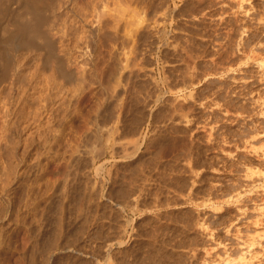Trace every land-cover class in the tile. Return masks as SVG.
I'll list each match as a JSON object with an SVG mask.
<instances>
[{"label":"rangeland","instance_id":"374dc122","mask_svg":"<svg viewBox=\"0 0 264 264\" xmlns=\"http://www.w3.org/2000/svg\"><path fill=\"white\" fill-rule=\"evenodd\" d=\"M30 2L0 0V264H264V0Z\"/></svg>","mask_w":264,"mask_h":264},{"label":"bare ground","instance_id":"6f19581e","mask_svg":"<svg viewBox=\"0 0 264 264\" xmlns=\"http://www.w3.org/2000/svg\"><path fill=\"white\" fill-rule=\"evenodd\" d=\"M30 1H32V0H29V3H31L30 4V6L32 5V2H30ZM43 1V0H42ZM160 1V0H159ZM200 1V0H199ZM35 2V1H34ZM25 4V3H24ZM23 4V5H24ZM36 4H37V2H36ZM36 4H34L33 3V5L35 6ZM38 4H39V1H38ZM162 4V3H161ZM33 5L31 6L32 8H33ZM198 5V4H197ZM26 6V5H25ZM160 6V5H159ZM165 6V5H164ZM41 7H42V5H41ZM161 7V6H160ZM162 7H163V5H162ZM27 8V7H26ZM36 9H38V7H35ZM191 8V7H190ZM39 9H40V7H39ZM42 9V8H41ZM28 10V9H27ZM34 10V9H33ZM163 10V9H162ZM31 12V11H30ZM35 12V11H34ZM39 12V11H38ZM37 12V13H38ZM44 12V11H43ZM39 13H42V12H39ZM35 14V13H34ZM171 14V13H170ZM33 15V13H31V16ZM39 15H42V14H39ZM39 15H38V17L36 18L34 15H33V17H35L32 21H31V19L33 18H29V19H26V20H28V21H26V20H24L25 22L24 23H22V24H20V28L19 29H21V30H24V31H26L28 34H29V36L31 35V36H33L34 34H36L37 32H38V24H39V20H41V18L42 17H44V16H42V17H39ZM42 21H43V19H42ZM23 22V21H22ZM42 23V22H41ZM40 27H41V25H40ZM215 35V34H214ZM30 36V37H31ZM27 38V37H26ZM25 38V39H26ZM33 39V38H32ZM164 39V38H163ZM29 40H31V39H29ZM35 40V39H34ZM34 42V41H33ZM215 47V46H214ZM2 55V54H1ZM3 55H4V53H3ZM215 55V54H214ZM5 57V56H4ZM209 57V56H208ZM212 59V58H211ZM216 60V59H215ZM214 61V60H213ZM212 62V61H211ZM4 67V66H3ZM1 68V67H0ZM6 71V70H5ZM3 72V71H2ZM215 72V71H214ZM18 76V75H17ZM17 78V77H16ZM16 80V79H15ZM4 81H7V80H4ZM10 82V81H9ZM55 83V82H54ZM76 83V82H75ZM78 83V82H77ZM9 84V83H8ZM56 85H57V83H56ZM49 86H50V84H49ZM59 86V85H58ZM57 87V86H56ZM62 87V86H61ZM71 87H73V86H71ZM55 88V87H54ZM74 88V87H73ZM52 90V89H51ZM58 90V89H57ZM57 90H56V92H57ZM62 90V89H61ZM59 91V90H58ZM63 91V90H62ZM75 91V90H74ZM51 92V91H50ZM54 92V91H53ZM56 92L54 93V94H56ZM67 92V91H66ZM48 93V92H47ZM46 94V93H45ZM59 94V93H58ZM61 94V93H60ZM67 94V93H66ZM47 95V94H46ZM51 95V94H50ZM52 95H53V93H52ZM64 95V94H63ZM74 95V94H73ZM56 96V95H55ZM55 96H54V98H55ZM77 96H78V94H77ZM33 98H34V96H32ZM41 97V96H40ZM51 97V96H50ZM53 97V96H52ZM58 97H59V95H58ZM69 97V96H68ZM42 98V97H41ZM44 98V97H43ZM66 98V97H65ZM73 99V98H72ZM34 100V99H33ZM33 100L31 99V102H33ZM36 100V99H35ZM39 100V99H38ZM45 100H46V96H45ZM51 100V99H50ZM60 100V99H59ZM61 100H62V97H61ZM60 100V101H61ZM64 100V99H63ZM89 100V99H88ZM37 101V100H36ZM36 101H34V102H36ZM42 101V100H41ZM59 101V102H60ZM67 101H69V100H67ZM79 101V100H78ZM44 101H42V103H43ZM51 102H52V100H51ZM53 102H54V100H53ZM56 102V101H55ZM59 102H57V104L59 103ZM74 102V101H73ZM72 102V103H73ZM76 102V101H75ZM87 102V101H86ZM63 103V102H62ZM64 103H67V102H64ZM85 103V102H84ZM33 104H35V103H33ZM44 105L43 106H46L45 105V103H43ZM46 104H47V102H46ZM49 104V103H48ZM70 104V103H69ZM50 105V104H49ZM78 105V104H77ZM86 105V104H85ZM55 106H56V104H55ZM55 106H54V108H55ZM61 106V105H60ZM74 106V105H73ZM34 107H36V105L35 106H33V109H31V111L33 112V113H31L32 114V116H33V114H34V112L35 111H37V110H35L34 111ZM38 107V106H37ZM41 107H42V105H41ZM59 107V106H58ZM68 107V106H67ZM65 108V107H64ZM42 109V108H41ZM47 109V108H46ZM59 109V108H58ZM72 109H73V107H72ZM6 110V109H5ZM70 110V109H69ZM74 110V109H73ZM39 111V110H38ZM45 111V110H44ZM62 111V110H61ZM26 112V111H25ZM42 112V111H41ZM47 111H45V113H46ZM51 112H54V111H51ZM58 112V111H57ZM63 112V111H62ZM28 112H26V114H27ZM30 113V112H29ZM35 113H37V112H35ZM50 113V112H49ZM47 114V113H46ZM62 114V113H61ZM70 114V113H69ZM95 114V113H94ZM30 115V114H29ZM38 115V114H37ZM59 115V114H58ZM57 115V116H58ZM71 115H73V114H71ZM74 115H75V113H74ZM73 115V116H74ZM78 115V114H77ZM20 116V115H19ZM34 116L36 117V114H34ZM43 116V115H42ZM62 116V115H61ZM183 116V115H182ZM18 117V116H17ZM21 117H22V115H21ZM26 117V116H25ZM38 117V116H37ZM36 117V118H37ZM45 117V116H44ZM60 117V116H59ZM35 118V119H36ZM57 118V117H56ZM63 118V117H62ZM17 119H19V118H17ZM16 118H15V120H17ZM24 119V118H23ZM28 119V118H27ZM33 119V118H32ZM41 119V118H40ZM43 119V118H42ZM46 119V118H45ZM20 120V119H19ZM26 121V120H25ZM57 121V120H56ZM60 121V120H59ZM109 121V120H108ZM23 122V121H22ZM42 122H44V121H42ZM46 122V121H45ZM69 122V121H68ZM15 123V122H14ZM40 123V122H39ZM58 123V122H57ZM86 122H84V124H85ZM107 123V122H106ZM24 124V123H23ZM22 124V125H23ZM26 125H27V123H25ZM32 124V123H31ZM31 124H28V125H31ZM34 124V123H33ZM36 124H37V122H36ZM103 124V123H102ZM105 124V123H104ZM44 125V124H43ZM43 125H42V127H43ZM45 125H47V124H45ZM24 126V125H23ZM24 127H26V126H24ZM28 127V126H27ZM1 128V127H0ZM30 128V127H29ZM46 129V128H45ZM10 130H12V129H10ZM28 130V129H27ZM42 130V129H41ZM55 130V129H54ZM92 130V129H91ZM50 131V130H49ZM63 131V130H62ZM21 132V131H20ZM30 132V131H29ZM39 132V131H38ZM45 132V131H44ZM43 132V133H44ZM57 132H59V131H57ZM5 133V132H4ZM32 133V132H31ZM37 134V133H36ZM42 134V133H41ZM38 135V134H37ZM84 135V134H83ZM38 136H41L40 135V133H39V135ZM76 136V135H75ZM75 136H74V138H75ZM6 137V136H5ZM9 137V136H8ZM22 137V136H21ZM101 137V136H100ZM40 138V137H39ZM42 138V137H41ZM73 138V139H74ZM92 138V137H91ZM13 139V138H12ZM17 139V138H16ZM76 139H77V137H76ZM99 139V138H98ZM19 140V139H18ZM17 141V140H16ZM36 141V140H35ZM40 141V140H39ZM26 142V141H25ZM24 142V143H25ZM41 142V141H40ZM42 143V142H41ZM31 144V143H30ZM38 144V143H37ZM29 146V145H28ZM43 146V145H42ZM72 146H75V145H72ZM79 146V145H78ZM91 150V149H90ZM92 151V150H91ZM24 153V152H23ZM54 153V152H53ZM41 154V153H40ZM6 156V155H5ZM11 157V156H10ZM16 157V156H15ZM56 157V156H55ZM26 158V157H25ZM29 158H30V156H29ZM33 158H35L34 156H33ZM71 159V158H70ZM28 160V159H27ZM34 160V159H33ZM67 160H69V159H67ZM66 160V161H67ZM6 161V160H5ZM54 161V160H53ZM72 161V160H71ZM74 161V160H73ZM76 161V160H75ZM31 162V161H30ZM67 162H69V161H67ZM90 163V162H89ZM35 164V163H34ZM39 164V163H38ZM37 164V165H38ZM8 165V164H7ZM14 165V164H13ZM17 165V164H16ZM40 165V164H39ZM42 165V164H41ZM40 165V166H41ZM29 166V165H28ZM70 166V165H69ZM11 167V166H10ZM36 167V166H35ZM31 168V167H30ZM8 169H11V168H9L8 167ZM45 169V168H44ZM48 169V168H47ZM65 169V168H64ZM70 170V169H69ZM10 170H8V172H9ZM78 171V170H77ZM11 173V172H10ZM34 173V172H33ZM36 173V172H35ZM63 173V172H62ZM85 174V173H84ZM38 175V174H37ZM63 175H66V174H63ZM72 175H74V174H72ZM87 175V174H86ZM85 175V176H86ZM5 176H6V174H5ZM8 176V175H7ZM11 176H12V174H11ZM60 177V176H59ZM68 177V176H67ZM72 177V176H71ZM1 178V177H0ZM58 178V177H57ZM66 178V177H65ZM5 180H6V178H4ZM11 179V178H10ZM90 179V178H89ZM61 180H62V176H61ZM68 180V179H67ZM83 180V179H82ZM3 181V180H2ZM48 181V180H47ZM7 182V181H6ZM75 182V181H74ZM89 182V181H88ZM4 183V182H3ZM47 183V182H46ZM52 183V182H51ZM50 183V184H51ZM63 183H65V181L63 182ZM71 183V182H70ZM92 183V182H91ZM66 184V183H65ZM3 185V184H2ZM4 185H5V183H4ZM46 186V185H45ZM73 187V186H72ZM91 188H92V185L90 186ZM15 189V188H14ZM46 189V188H45ZM70 190V189H69ZM72 190V189H71ZM75 190V189H74ZM15 191V190H14ZM46 191V190H45ZM73 191V190H72ZM57 193V192H56ZM68 193V192H67ZM124 193V192H123ZM49 194V193H48ZM46 196V195H45ZM60 196V195H59ZM68 196V195H67ZM73 196V195H72ZM71 196V197H72ZM76 196V195H75ZM20 197H22V196H20ZM77 197H79V196H77ZM110 197V196H109ZM20 200V199H19ZM91 200V199H90ZM105 200H107V199H105ZM111 200V199H110ZM63 201V200H62ZM87 202V201H86ZM61 203V202H60ZM92 203V202H91ZM137 203V202H136ZM50 204V203H49ZM7 205V204H6ZM41 205V204H40ZM117 205V204H116ZM63 206H65V205H63ZM71 206V205H70ZM80 206H81V204H80ZM60 208V207H59ZM58 208V209H59ZM260 208V207H259ZM40 209V208H39ZM61 209V208H60ZM67 209V208H66ZM65 209V210H66ZM43 210V209H42ZM80 210V209H79ZM41 211V210H40ZM58 211H60V210H58ZM7 213V212H6ZM5 213V214H6ZM62 213V212H61ZM68 213V212H67ZM79 213V212H78ZM40 214H42V213H40ZM39 214V215H40ZM78 215V214H77ZM264 215V214H263ZM5 216V215H4ZM57 216V215H56ZM88 216V215H87ZM6 217V216H5ZM9 217V216H8ZM58 217H59V215H58ZM82 217V216H81ZM260 217V216H259ZM1 218V217H0ZM2 219H3V217H2ZM45 219V218H44ZM64 219V218H63ZM70 219V218H69ZM72 220V219H71ZM84 220V219H83ZM3 221V220H2ZM42 221V220H41ZM67 221V220H66ZM60 222V221H59ZM256 222V221H255ZM65 223V222H64ZM69 223V222H68ZM4 224V223H3ZM5 225V224H4ZM60 225V224H59ZM39 228V227H38ZM47 228V227H46ZM52 229V228H51ZM66 229V228H65ZM72 229V228H71ZM99 229V228H98ZM63 230V229H62ZM53 232V231H52ZM64 232V231H63ZM8 233V232H7ZM263 233V232H262ZM62 235V234H61ZM64 235V234H63ZM67 236V235H66ZM252 236V235H251ZM4 237V236H3ZM261 237V236H260ZM42 238V237H41ZM82 238V237H81ZM256 238V237H255ZM4 239V238H3ZM76 239V238H75ZM63 240V239H62ZM79 241V240H78ZM66 242H67V240H66ZM4 243V242H3ZM36 243V242H35ZM69 244V243H68ZM51 245V244H50ZM44 246V245H43ZM67 246V245H66ZM80 246V245H79ZM243 247V246H242ZM242 247H240V248H242ZM68 248V247H67ZM245 248H247V247H245ZM60 249V248H59ZM243 249H244V247H243ZM243 249H242V252H243ZM240 250V249H239ZM29 251V250H28ZM61 251V250H60ZM65 251V250H64ZM83 252V251H82ZM245 253V252H244ZM64 254V253H63ZM62 254V255H63ZM24 256V255H23ZM38 256V255H37ZM78 258V257H77ZM30 259V258H29ZM39 259V258H38ZM40 260V259H39ZM35 261V260H34ZM41 261V260H40ZM44 261V260H43ZM42 261V262H43ZM63 261V260H62ZM30 262V261H29ZM41 263V262H40ZM44 263V262H43ZM74 263V262H73ZM63 264V263H62ZM78 264V263H77Z\"/></svg>","mask_w":264,"mask_h":264}]
</instances>
